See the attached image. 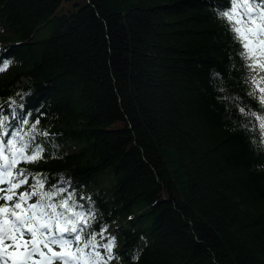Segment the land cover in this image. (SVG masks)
<instances>
[{
  "label": "trees",
  "instance_id": "16d2710c",
  "mask_svg": "<svg viewBox=\"0 0 264 264\" xmlns=\"http://www.w3.org/2000/svg\"><path fill=\"white\" fill-rule=\"evenodd\" d=\"M222 11L0 0V133L32 134L42 156L14 171L65 190L53 200L85 214L82 240H114L95 264H264V147L247 115L264 107Z\"/></svg>",
  "mask_w": 264,
  "mask_h": 264
},
{
  "label": "snow or ice",
  "instance_id": "6c2138e0",
  "mask_svg": "<svg viewBox=\"0 0 264 264\" xmlns=\"http://www.w3.org/2000/svg\"><path fill=\"white\" fill-rule=\"evenodd\" d=\"M219 15L226 20L233 39L241 45L240 55L250 72L246 81L252 87L249 95L264 107V0H228V11ZM8 55L6 51L0 56V71L9 66ZM239 111L244 113L245 109ZM247 115L259 121L261 147H264V115L257 116L253 112ZM0 128H3L2 120ZM6 135L7 132L0 133V185H6L0 187V200L4 202L0 204V264H95L103 260L95 251L100 246L95 235L82 240L87 218L83 212L73 211L69 204L71 197L54 202L53 198L64 189L43 191L45 180L34 177L29 191H15L28 183L23 169L14 171L17 164L36 161L41 158L43 149L38 145L29 148L34 139L31 133L27 141L20 132H15L7 141L3 139ZM33 197H37L36 202L29 203ZM113 246L114 240L103 245L109 259ZM89 247L94 255L86 251Z\"/></svg>",
  "mask_w": 264,
  "mask_h": 264
},
{
  "label": "rangeland",
  "instance_id": "374dc122",
  "mask_svg": "<svg viewBox=\"0 0 264 264\" xmlns=\"http://www.w3.org/2000/svg\"><path fill=\"white\" fill-rule=\"evenodd\" d=\"M37 36H39V35H37ZM14 104H15L16 107H19V106L22 105V103L19 100H15ZM22 122H24L23 119H21V123ZM29 190H30V186H28V183H27V184H25V185L20 187V191L19 192H24V191H29ZM36 200H37V197H33L32 200L29 201V203H34V202H36ZM60 211H64V210L60 209ZM98 245H100V246L97 247V248H102L103 247L102 244H98ZM87 251L88 252H93V250L91 248H88Z\"/></svg>",
  "mask_w": 264,
  "mask_h": 264
}]
</instances>
